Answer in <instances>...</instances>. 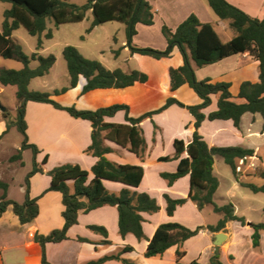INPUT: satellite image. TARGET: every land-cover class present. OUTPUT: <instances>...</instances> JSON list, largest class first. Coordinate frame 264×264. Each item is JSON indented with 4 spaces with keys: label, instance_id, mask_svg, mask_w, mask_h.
I'll use <instances>...</instances> for the list:
<instances>
[{
    "label": "trees",
    "instance_id": "16d2710c",
    "mask_svg": "<svg viewBox=\"0 0 264 264\" xmlns=\"http://www.w3.org/2000/svg\"><path fill=\"white\" fill-rule=\"evenodd\" d=\"M207 1L220 20L230 22V27L237 33L236 36L229 42H224L212 24L202 23L195 14H192L174 32L167 26H163L162 33L168 46L165 50H159L133 44V38L138 34V24L154 25L155 14L148 0H89L82 5L67 0H0V2L12 5L4 13V21L0 29V57L24 65V68L20 70L0 69L1 86L16 88V98L19 101L15 126L23 135L24 141L16 158H21L22 152L26 150H31L33 153V168L25 178L24 202L19 203L8 199L9 186L0 182V188L4 190V195L0 199V218L9 207L13 208L22 225L32 223L40 214L38 200L31 198V178L38 173L44 174V169L38 165L36 160L40 152L39 148L29 142L27 135L26 112L29 102L49 104L57 110L67 112L75 119L89 121L93 128L92 144L86 153L98 159L91 170L94 179L90 183H88L90 172L79 165H62L47 173L52 179L47 192H59L63 196L65 224L62 229L54 230L49 235L38 233L35 235L34 241L41 247V264H51L47 259V244H58L69 240L68 232L79 223L81 212L89 214L105 206L117 207L119 233L123 238L129 234L134 235L139 241L146 238L143 230L145 220L142 213H158L161 208L157 200L148 194H138L129 189H124L119 195H115L109 192L104 185V181H111L138 188L143 182L145 169L141 166L119 165L108 160L106 156L112 152V149L106 145V141L128 148L130 152L144 159L147 143L140 124L146 119L152 120L155 115L163 113L174 105L186 109L194 117L195 131L189 144L183 140L174 142L176 154L173 159L180 160L177 171L161 174L170 186L188 175L191 179L188 198L172 199L165 195L168 216L173 217L178 207L190 200L197 205L199 210H203L206 206H213L215 213L224 216L216 226L207 227L210 233H219L226 228L229 222L236 221L243 226L246 225L245 219L236 215L232 203L223 206L215 203V194L220 183L214 174V163L216 156L222 157L243 187L254 193H264V185L257 186L240 181L237 171V162L253 157L254 151L241 147H209L199 133V129L206 120H231L236 128H240L242 118L247 113L260 114L264 120V19L250 16L227 0ZM89 11L92 12L94 20L87 32L91 33L96 27L110 22L124 24L127 30L128 47L132 54L161 60L171 57L173 50L177 47L184 58V65L177 69H170L171 90L176 91L188 84L201 98L202 103L190 106L171 97L161 108L134 119L129 116L127 105H114L95 111L79 110L75 106H62L52 99L51 93L31 90V82L50 74L57 62L55 55L45 57L40 53L43 49L44 38L51 40L54 37L53 31L48 29L49 23H52L55 28L65 24L80 23L86 19ZM21 27L25 28L31 36L38 38L36 52L31 56L25 53L22 45L13 37ZM245 53H249L260 63L259 82H243L238 97L232 95L231 83H212L209 79L202 81L197 79L192 62L196 67L203 68ZM115 54L118 55L119 51H115ZM63 57L67 63L70 82L68 86L55 90V95H61L76 88L81 76L87 80L84 87L85 93L96 89H124L137 82L146 83L149 79L145 73L140 71L131 73H125L121 69L111 71L101 62L87 59L74 46L65 47ZM33 62L37 63L35 68L31 67ZM212 95H219L218 110L206 116L203 110L212 104ZM120 111L125 112L128 122L126 125L105 122L106 117H113ZM185 153L187 157L182 158ZM171 160L170 157L160 159L161 162ZM47 162L48 157L44 159L43 166ZM262 177L264 178V173ZM70 182L74 184V192H71ZM250 227L254 231L253 247L259 248L264 223L251 224ZM88 228L105 238L102 245H111L109 232L105 227L92 225ZM198 233L199 230H191L179 223L162 224L149 241L145 257H162L170 248L176 246V264H183L181 260L187 253L182 247L186 241L197 236ZM78 241L91 243L88 239L81 237ZM133 251L134 248L128 246L119 254L104 256L98 261H91L87 264H104L109 261L134 264L121 258L123 253ZM191 264L200 263L194 261ZM209 264H223L218 253Z\"/></svg>",
    "mask_w": 264,
    "mask_h": 264
},
{
    "label": "crops",
    "instance_id": "0c3cea01",
    "mask_svg": "<svg viewBox=\"0 0 264 264\" xmlns=\"http://www.w3.org/2000/svg\"><path fill=\"white\" fill-rule=\"evenodd\" d=\"M148 1L153 6L155 14L154 25H137L138 34L133 38V44L136 46L165 50L168 43L162 33L163 26H167L174 32L192 14H195L202 23L212 24L222 40L221 33H226L228 30L227 25H223V23L217 21L218 17L210 8L207 0ZM227 2L252 17L264 19V0H227ZM226 22H228L229 28H231L230 22ZM220 27L221 32H219ZM142 28L148 32L144 40L146 41L145 43L140 41ZM235 36L223 41L229 42ZM157 40L161 43L160 46L155 44ZM118 43V39H116L115 45L117 47ZM115 51H119V54L116 55ZM113 53L114 62L111 63V66H108L106 62L101 60L107 69L111 71L121 69L125 73L140 71L148 76V81L146 83L137 82L133 86L124 89H96L85 93L84 87L87 84V80L81 76L76 88L61 95H55L54 91L60 90L63 87L49 92L52 94V99L62 106H75L79 110L95 111L114 105H127L129 107V116L134 119L161 108L171 97L190 106L202 103L201 98L188 84L183 85L176 91L171 90L170 69H177L184 65V58L177 47L173 50L171 57L157 60L149 56L132 54L128 47L127 38ZM234 57L203 68L196 67L195 63L192 62L196 77H198L201 70L216 68V66L221 64L224 65ZM236 58H238V61L234 66H228V68L220 72L203 76L200 81L209 79L212 83H231L230 91L234 97H238L243 82H259L260 63L249 53L236 55ZM211 99L212 104L203 110L206 116L218 110L219 95H212ZM31 112L33 115L30 116ZM34 112H37V115ZM45 114L58 118L63 123H54L44 117ZM26 121L29 142L39 148L40 152L37 154L36 160L38 165L44 169V174L38 173L31 178V198L38 200L40 214L32 223L22 225L13 208H8L7 212L0 218V264H41V247L35 243V235L37 233L49 235L54 230L62 229L65 224L63 218L65 210L63 196L59 192H47L52 181L47 173L62 165H79L82 169L90 172L88 180V183H90L94 179L91 170L98 161L97 158L86 153L92 144L93 128L89 121L75 119L67 112L57 110L49 104L35 102L27 104ZM105 122L120 125L128 123L124 111L118 112L113 117H106ZM194 123V117L186 109H182L176 105L171 106L161 114L155 115L152 120L146 119L143 121L140 127L143 129L147 143L144 159L130 152L128 148L106 141V145L112 149V152L106 156L108 160L119 165L141 166L145 169V176L140 187L132 188L122 183L104 181V185L108 191L115 195H119L124 189H129L138 194L145 193L156 199L161 208L155 214L142 213L145 220L143 222V230L146 236L144 240L139 241L132 234L123 238L119 233V213L117 207L105 206L89 214L81 212L79 214V223L68 232L69 240L58 244H47L46 254L48 261L51 264H87L91 261H98L104 256L119 254L124 248L129 246L134 248V251L123 253L121 258L134 264H176V246L170 248L162 257L146 258L145 252L147 251L149 241L154 237L160 225L171 222L178 223V220H176L178 212L188 206L198 208L194 202L189 200L185 205L178 207L173 217H169L166 212L167 203L165 195H168L172 199L188 198L191 189V179L188 175L170 186L161 177L163 173H175L177 171L180 160L173 159L176 154L174 142L176 140H183L186 144H189L193 139L195 131ZM263 125L264 120L260 114L247 113L242 118L240 128H236L231 120H206L199 129V133L209 147H241L253 150V157L237 162V166H241L242 170L239 172L240 181L250 183L247 179L262 177V173H264V157L262 156V152L264 151ZM46 157H48V162L43 166V161ZM163 157H170L172 160L161 162L160 159ZM185 157H187L186 153L182 155V158ZM214 174L219 180L220 178L215 170V163ZM219 183V189L215 194V203L223 206L228 203H217V198L221 191L220 180ZM235 184L234 189L237 186L245 188L237 179ZM69 186L71 192H74L73 182H70ZM211 207L213 208V206ZM219 215L222 216L221 221L224 216L222 214ZM229 223L225 228L227 229V243L225 246H228L231 237ZM92 225L102 226L108 230L111 245L101 244L105 238L88 228ZM245 226H247V223ZM207 227L205 226V229H201V232L208 234L213 242L218 233H210ZM253 233L252 229L251 239ZM79 237L86 238L91 243L79 242ZM188 241L182 247L184 251H186L185 245ZM263 244L264 232H262L261 246L259 248ZM211 250V255H214L215 249L212 247ZM174 257L175 259H173ZM185 257L181 260L183 264H186L184 261ZM231 257L235 260L233 255ZM197 262L208 264L202 260H197ZM104 264L123 263L109 261Z\"/></svg>",
    "mask_w": 264,
    "mask_h": 264
},
{
    "label": "rangeland",
    "instance_id": "374dc122",
    "mask_svg": "<svg viewBox=\"0 0 264 264\" xmlns=\"http://www.w3.org/2000/svg\"><path fill=\"white\" fill-rule=\"evenodd\" d=\"M75 4H85L89 0H67ZM10 3L0 2V29L4 21V13L10 9ZM94 20L91 11L88 12L86 19L83 22L76 24H65L59 28H55L52 23H49L48 29L54 33L51 40L44 38V45L40 53L47 57L51 54L55 55L57 62L52 68L49 75L37 78L32 81L30 89L41 92H52L53 89H60L68 86L70 82L67 63L63 57V50L67 46H74L87 58L91 60L104 61L108 66L114 62L113 51L117 50L122 43L127 39V30L124 24L119 22H110L99 26L88 33V29ZM218 22L227 25L226 33L222 32L223 40H229L236 35V31L229 28L228 22L217 18ZM141 42H146L145 37L148 35L147 31L141 30ZM221 32V27L219 28ZM154 33V32H152ZM14 39L22 45L25 53L31 56L36 52L38 38L31 36L27 30L21 27L14 35ZM118 39V47L115 45V40ZM157 46L161 43L157 40ZM104 55V56H103ZM238 58L236 56L226 62L216 66V68H206L201 70L197 79L200 81L203 76H209L212 73L220 72L228 66L232 67L236 64ZM102 63V62H101ZM37 63L33 62L31 67L35 68ZM14 69L20 70L24 65L0 57V69ZM0 103L6 107V112L0 111V182L6 183L9 186L8 199L22 203L25 200V178L33 168V153L31 150L22 152L21 158H16L19 154L24 138L15 126L19 101L16 98V89L13 87L4 88L0 84ZM37 115V112H34ZM33 115L32 112L30 116ZM50 121L54 123H63L58 118L46 115ZM8 126H10L8 128ZM264 157V151L262 152ZM215 170L221 182V191L217 198L218 204L232 203L235 207L237 216L244 218L247 226H242L240 222H230L229 229L231 237L228 246H225L227 240L224 241L219 251V258L223 264H264V244L261 248L253 247L250 228L251 224L264 223V193H254L250 189L237 186L236 178L232 169L224 162L222 157H215ZM248 182L257 186L264 185L263 177H251L247 179ZM231 188H233L231 190ZM229 190H231L230 193ZM4 195V190L0 188V199ZM194 205V204H193ZM191 208L188 206L184 210L178 212L176 220L191 230H199L197 236L190 239L186 245L185 250L187 256L184 261L186 264H191L194 261L202 260L210 263L216 255L215 240L212 242L208 234H203L201 229L209 225H217L222 218L221 215L214 212L211 206L204 210H199L195 206ZM221 233V232H220ZM227 235V234H226ZM213 247L214 255H211V248ZM235 257V260L231 256ZM175 259V257L173 258ZM170 263V262H169Z\"/></svg>",
    "mask_w": 264,
    "mask_h": 264
},
{
    "label": "water",
    "instance_id": "95a60500",
    "mask_svg": "<svg viewBox=\"0 0 264 264\" xmlns=\"http://www.w3.org/2000/svg\"><path fill=\"white\" fill-rule=\"evenodd\" d=\"M6 107H4L1 103H0V111L1 112H6ZM205 229V228H203ZM227 229H224L221 233L216 234V239H215V247H216V251L217 253H219L221 246L223 245L224 241L227 239Z\"/></svg>",
    "mask_w": 264,
    "mask_h": 264
},
{
    "label": "built area",
    "instance_id": "2783aa9c",
    "mask_svg": "<svg viewBox=\"0 0 264 264\" xmlns=\"http://www.w3.org/2000/svg\"><path fill=\"white\" fill-rule=\"evenodd\" d=\"M237 171H238V172H241V171H242V170H241V166H238V167H237Z\"/></svg>",
    "mask_w": 264,
    "mask_h": 264
}]
</instances>
